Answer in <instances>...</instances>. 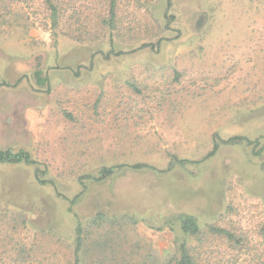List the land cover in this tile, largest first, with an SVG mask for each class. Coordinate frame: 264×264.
<instances>
[{
	"label": "rangeland",
	"instance_id": "1",
	"mask_svg": "<svg viewBox=\"0 0 264 264\" xmlns=\"http://www.w3.org/2000/svg\"><path fill=\"white\" fill-rule=\"evenodd\" d=\"M109 9L0 0V264H264V0Z\"/></svg>",
	"mask_w": 264,
	"mask_h": 264
},
{
	"label": "trees",
	"instance_id": "2",
	"mask_svg": "<svg viewBox=\"0 0 264 264\" xmlns=\"http://www.w3.org/2000/svg\"><path fill=\"white\" fill-rule=\"evenodd\" d=\"M115 4H116V0H109V5H110V9H109V16H110V23H112L113 19H114V8H115ZM51 8H52V21H53V25L56 23V16H55V8L54 6L51 4ZM55 26V25H54ZM40 81V80H39ZM138 91V90H137ZM139 92V91H138ZM234 140H240L243 141L245 140L244 138H233ZM247 142L248 145H252V142L245 140ZM254 145L256 143H253ZM216 151V145H214L212 151L210 152V155H213V153H215ZM180 163H184V160H180ZM0 163H8V164H20V163H24V164H28V165H36V162H34L31 158V156L24 151H19L17 153H12L10 151H1L0 150ZM138 166H134V168H136ZM114 168H107V169H103L101 171V177H105V176H109L112 174ZM35 173L38 174L40 173V170L38 168L35 169ZM39 182L41 184H44V181H40ZM176 222L179 223L180 226V230L184 235H196L199 233V226L197 224V221L194 217L189 216V215H178L176 217ZM216 233H220V234H225L227 236V238H231V235L224 231V230H215ZM76 239H75V250H74V264H80L79 261V251L80 248L82 246V227L80 225H77L76 228ZM178 252H179V257L178 259L175 261V264H193V258L190 255L188 248L186 246L185 243H181L180 246L178 247Z\"/></svg>",
	"mask_w": 264,
	"mask_h": 264
}]
</instances>
